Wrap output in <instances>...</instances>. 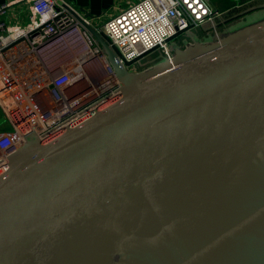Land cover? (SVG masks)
<instances>
[{
	"label": "water",
	"instance_id": "1",
	"mask_svg": "<svg viewBox=\"0 0 264 264\" xmlns=\"http://www.w3.org/2000/svg\"><path fill=\"white\" fill-rule=\"evenodd\" d=\"M0 170V264H264V16L134 72Z\"/></svg>",
	"mask_w": 264,
	"mask_h": 264
},
{
	"label": "built area",
	"instance_id": "2",
	"mask_svg": "<svg viewBox=\"0 0 264 264\" xmlns=\"http://www.w3.org/2000/svg\"><path fill=\"white\" fill-rule=\"evenodd\" d=\"M25 1V25L0 20V107L10 127L0 132V170L27 133L48 140L119 95L113 68L82 22L137 72L149 55L170 58L172 39L219 13L209 0H140L99 22L63 0ZM12 4L0 5V16Z\"/></svg>",
	"mask_w": 264,
	"mask_h": 264
},
{
	"label": "crops",
	"instance_id": "3",
	"mask_svg": "<svg viewBox=\"0 0 264 264\" xmlns=\"http://www.w3.org/2000/svg\"><path fill=\"white\" fill-rule=\"evenodd\" d=\"M86 15L99 18V22L111 14L118 13L140 0H63ZM219 13L232 18L253 21L264 16V0H209ZM13 3L8 7L0 20L8 26L25 25L29 19V3L25 0H0V5ZM227 18V17H226ZM233 27L232 29H234ZM8 120L0 107V132L9 130Z\"/></svg>",
	"mask_w": 264,
	"mask_h": 264
},
{
	"label": "rangeland",
	"instance_id": "4",
	"mask_svg": "<svg viewBox=\"0 0 264 264\" xmlns=\"http://www.w3.org/2000/svg\"><path fill=\"white\" fill-rule=\"evenodd\" d=\"M227 17V18H226ZM251 18L241 19V18H232L230 13L228 16L218 13L213 22L211 24H207L201 26L199 28H195L186 33L179 34L176 38L172 39L169 42V48L172 52V49L175 47L184 48L187 43L190 42L189 36L196 37L200 42H213L215 41L221 34H223L226 30H231L233 27L244 25L250 22ZM158 54H152L145 57L144 60V68L150 63H156L159 60H156Z\"/></svg>",
	"mask_w": 264,
	"mask_h": 264
},
{
	"label": "flooded vegetation",
	"instance_id": "5",
	"mask_svg": "<svg viewBox=\"0 0 264 264\" xmlns=\"http://www.w3.org/2000/svg\"><path fill=\"white\" fill-rule=\"evenodd\" d=\"M238 27V26H237Z\"/></svg>",
	"mask_w": 264,
	"mask_h": 264
}]
</instances>
